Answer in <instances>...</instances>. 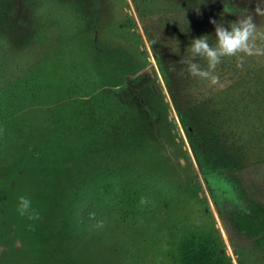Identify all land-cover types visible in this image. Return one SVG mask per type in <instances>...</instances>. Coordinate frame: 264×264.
I'll list each match as a JSON object with an SVG mask.
<instances>
[{
    "label": "rangeland",
    "instance_id": "rangeland-1",
    "mask_svg": "<svg viewBox=\"0 0 264 264\" xmlns=\"http://www.w3.org/2000/svg\"><path fill=\"white\" fill-rule=\"evenodd\" d=\"M257 5L0 0V264H264V55L180 62L245 9L264 48Z\"/></svg>",
    "mask_w": 264,
    "mask_h": 264
},
{
    "label": "clouds",
    "instance_id": "clouds-1",
    "mask_svg": "<svg viewBox=\"0 0 264 264\" xmlns=\"http://www.w3.org/2000/svg\"><path fill=\"white\" fill-rule=\"evenodd\" d=\"M244 12V15L237 16L234 21L210 20L215 27L214 45L210 43V36L207 34L191 40L187 48L188 55L180 59V62L187 66L190 76L208 80L210 84L216 85L219 82L216 69L223 58L239 57L237 67L242 68L244 56L264 55V48L258 47L254 42L257 36L255 16L246 9ZM254 12L264 14L258 5ZM199 59L207 62V68L200 65ZM18 199L20 215L27 216L29 220L40 219V215L32 208V201L29 198L22 195Z\"/></svg>",
    "mask_w": 264,
    "mask_h": 264
},
{
    "label": "trees",
    "instance_id": "trees-1",
    "mask_svg": "<svg viewBox=\"0 0 264 264\" xmlns=\"http://www.w3.org/2000/svg\"><path fill=\"white\" fill-rule=\"evenodd\" d=\"M235 223L240 231L256 241L259 248L264 251V207L256 202L251 203L249 214L236 216ZM186 264H213V262L208 261L201 252L188 259Z\"/></svg>",
    "mask_w": 264,
    "mask_h": 264
}]
</instances>
